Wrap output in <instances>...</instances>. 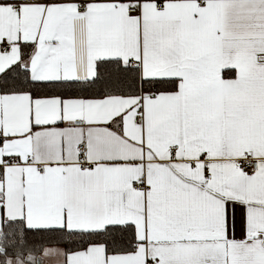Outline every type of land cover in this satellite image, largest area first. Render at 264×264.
<instances>
[{"label":"snow or ice","instance_id":"1","mask_svg":"<svg viewBox=\"0 0 264 264\" xmlns=\"http://www.w3.org/2000/svg\"><path fill=\"white\" fill-rule=\"evenodd\" d=\"M53 253L264 264V0H0V264Z\"/></svg>","mask_w":264,"mask_h":264},{"label":"crops","instance_id":"2","mask_svg":"<svg viewBox=\"0 0 264 264\" xmlns=\"http://www.w3.org/2000/svg\"><path fill=\"white\" fill-rule=\"evenodd\" d=\"M50 247L55 248L57 247V245H51ZM45 264H62V262L59 257L55 253H53L51 257L46 259Z\"/></svg>","mask_w":264,"mask_h":264},{"label":"trees","instance_id":"3","mask_svg":"<svg viewBox=\"0 0 264 264\" xmlns=\"http://www.w3.org/2000/svg\"><path fill=\"white\" fill-rule=\"evenodd\" d=\"M51 245H56V243L54 241L50 242V244L48 246H51Z\"/></svg>","mask_w":264,"mask_h":264}]
</instances>
